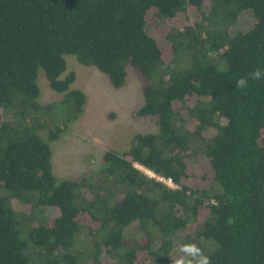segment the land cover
I'll return each instance as SVG.
<instances>
[{
	"label": "trees",
	"instance_id": "1",
	"mask_svg": "<svg viewBox=\"0 0 264 264\" xmlns=\"http://www.w3.org/2000/svg\"><path fill=\"white\" fill-rule=\"evenodd\" d=\"M246 14L253 26L232 31ZM179 52L187 65L172 67ZM66 56L113 89L125 84L127 65L138 71L137 115L154 119L157 132L105 152L94 179L58 182L49 143L86 103L71 89ZM39 70L70 109L46 141ZM256 70L264 71V0H0V264H170L177 243L179 264H264V79H251ZM134 222L147 243L127 249Z\"/></svg>",
	"mask_w": 264,
	"mask_h": 264
},
{
	"label": "rangeland",
	"instance_id": "2",
	"mask_svg": "<svg viewBox=\"0 0 264 264\" xmlns=\"http://www.w3.org/2000/svg\"><path fill=\"white\" fill-rule=\"evenodd\" d=\"M252 26L253 20L246 14L240 16L231 30L245 32ZM168 28L160 25V33H166ZM146 31L149 34L152 32L151 24L146 26ZM183 55L184 53L179 52L172 67L182 68L187 65V59ZM65 60L67 73L74 72L76 76L71 89L81 91L86 97V103L82 114L68 125L59 139L49 143L53 174L58 182L77 181L82 177L94 179V175L103 167L102 157L105 152H125L134 135L156 133L157 125L154 119L141 118L137 115L144 103L145 80L134 68L127 65L125 84L120 89H113L108 78L96 68L79 64L74 56H66ZM37 84L40 90L38 103L50 106L39 115V121L46 127L39 136L46 141L49 130L62 126L70 109L69 103L62 104L64 95L50 89L42 70L38 72ZM203 163L202 159H198L195 165H198V170L206 174L207 170L203 167ZM137 168L153 177L144 169ZM207 182H198L197 186H205ZM165 183L174 188L170 182ZM50 213L51 210L48 214ZM80 241L85 242L82 235ZM146 243L147 236L138 222L132 223L125 229L124 244L127 249ZM182 257L183 251L177 243L170 255V264H179Z\"/></svg>",
	"mask_w": 264,
	"mask_h": 264
},
{
	"label": "clouds",
	"instance_id": "3",
	"mask_svg": "<svg viewBox=\"0 0 264 264\" xmlns=\"http://www.w3.org/2000/svg\"><path fill=\"white\" fill-rule=\"evenodd\" d=\"M251 79L253 80H261L264 79V71L256 70L253 73L250 74ZM247 86V80L246 79H240L238 81V87L244 88ZM202 264H209V261L207 258H203Z\"/></svg>",
	"mask_w": 264,
	"mask_h": 264
}]
</instances>
